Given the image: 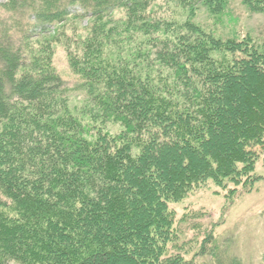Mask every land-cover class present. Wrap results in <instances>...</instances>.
Here are the masks:
<instances>
[{"label": "trees", "instance_id": "obj_1", "mask_svg": "<svg viewBox=\"0 0 264 264\" xmlns=\"http://www.w3.org/2000/svg\"><path fill=\"white\" fill-rule=\"evenodd\" d=\"M156 1L0 3V264H243L212 226L181 236L170 204L258 179L264 44L166 19ZM167 1L191 14L227 2ZM81 17L90 26L66 52L83 96L73 112L51 28Z\"/></svg>", "mask_w": 264, "mask_h": 264}, {"label": "rangeland", "instance_id": "obj_2", "mask_svg": "<svg viewBox=\"0 0 264 264\" xmlns=\"http://www.w3.org/2000/svg\"><path fill=\"white\" fill-rule=\"evenodd\" d=\"M6 0H0V3ZM245 0H227L221 11L212 13L204 6H199L194 14L177 7L167 0H157L155 13L166 19H174L178 23L186 21L199 24L206 32L221 39L241 40L250 37L256 45L264 44V11L252 12ZM72 9L71 11H75ZM80 12V11H78ZM0 12V19L7 15ZM116 18L122 15L119 11ZM30 19H23V27H27ZM90 26L88 17L70 19L64 24L51 28L58 40L52 43L53 65L56 72L66 82L69 91L68 104L73 112L83 106V96L73 89L78 82L67 63V49L76 47V39L83 38ZM14 32V36L19 35ZM52 35V34H51ZM48 35V36H51ZM45 40H49L48 37ZM39 42H44L40 37ZM51 44V42H50ZM110 134H117L120 126L113 122L104 124ZM254 150V149H253ZM258 154L254 174L258 179L249 189L238 188L228 196L227 190L208 182L204 187L192 191L182 201L170 204L175 213L174 226L183 232L185 239L192 238L195 226L214 227L219 245L223 252L237 256L243 264H264V153L255 148ZM193 229V230H191Z\"/></svg>", "mask_w": 264, "mask_h": 264}]
</instances>
